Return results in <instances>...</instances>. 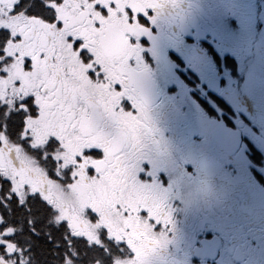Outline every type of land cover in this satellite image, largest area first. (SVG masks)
<instances>
[{"label": "snow or ice", "instance_id": "snow-or-ice-1", "mask_svg": "<svg viewBox=\"0 0 264 264\" xmlns=\"http://www.w3.org/2000/svg\"><path fill=\"white\" fill-rule=\"evenodd\" d=\"M179 0H0V264H165L141 38Z\"/></svg>", "mask_w": 264, "mask_h": 264}, {"label": "flooded vegetation", "instance_id": "flooded-vegetation-1", "mask_svg": "<svg viewBox=\"0 0 264 264\" xmlns=\"http://www.w3.org/2000/svg\"><path fill=\"white\" fill-rule=\"evenodd\" d=\"M141 38L165 264H264V0H179Z\"/></svg>", "mask_w": 264, "mask_h": 264}]
</instances>
